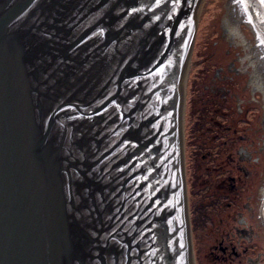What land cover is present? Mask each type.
Returning <instances> with one entry per match:
<instances>
[{
	"label": "water",
	"instance_id": "obj_1",
	"mask_svg": "<svg viewBox=\"0 0 264 264\" xmlns=\"http://www.w3.org/2000/svg\"><path fill=\"white\" fill-rule=\"evenodd\" d=\"M240 1L264 40V0ZM198 4L0 0V264H194Z\"/></svg>",
	"mask_w": 264,
	"mask_h": 264
},
{
	"label": "flooded vegetation",
	"instance_id": "obj_2",
	"mask_svg": "<svg viewBox=\"0 0 264 264\" xmlns=\"http://www.w3.org/2000/svg\"><path fill=\"white\" fill-rule=\"evenodd\" d=\"M229 5L248 32L234 26L233 62L216 66L207 54L191 65L187 82L183 129L194 264H264V43L241 1ZM233 20L225 12L224 22Z\"/></svg>",
	"mask_w": 264,
	"mask_h": 264
},
{
	"label": "rangeland",
	"instance_id": "obj_3",
	"mask_svg": "<svg viewBox=\"0 0 264 264\" xmlns=\"http://www.w3.org/2000/svg\"><path fill=\"white\" fill-rule=\"evenodd\" d=\"M228 2L229 0H205L203 2L198 15V25L192 52V58H194L195 62H191V65H194L198 59L207 56V54L210 57H214L213 60L217 62L216 66H227L233 62V58L236 56V48L234 47L239 42L237 38L233 37L234 26H237L238 31H243V29L236 19L232 22H224L225 12L226 14L228 12L230 15L232 14L230 5L227 6ZM197 54L199 58H196ZM198 70L199 67L196 71Z\"/></svg>",
	"mask_w": 264,
	"mask_h": 264
},
{
	"label": "bare ground",
	"instance_id": "obj_4",
	"mask_svg": "<svg viewBox=\"0 0 264 264\" xmlns=\"http://www.w3.org/2000/svg\"><path fill=\"white\" fill-rule=\"evenodd\" d=\"M204 1L205 0H199L198 9H197V16L200 13L201 6H202ZM235 17H236L235 12H232V14L230 15V18L235 19ZM190 66H191V58L188 60V62L186 64V67H185L184 73H183V79H182L181 89H182V97H183L184 104H185V97H186V91H187V82H188V77H189ZM184 111H182L183 117H184Z\"/></svg>",
	"mask_w": 264,
	"mask_h": 264
},
{
	"label": "snow or ice",
	"instance_id": "obj_5",
	"mask_svg": "<svg viewBox=\"0 0 264 264\" xmlns=\"http://www.w3.org/2000/svg\"><path fill=\"white\" fill-rule=\"evenodd\" d=\"M245 8H247V5L245 4ZM262 43H264V40H262Z\"/></svg>",
	"mask_w": 264,
	"mask_h": 264
}]
</instances>
